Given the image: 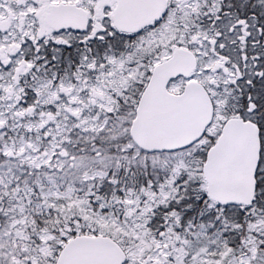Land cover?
I'll return each mask as SVG.
<instances>
[{
	"label": "snow or ice",
	"instance_id": "obj_1",
	"mask_svg": "<svg viewBox=\"0 0 264 264\" xmlns=\"http://www.w3.org/2000/svg\"><path fill=\"white\" fill-rule=\"evenodd\" d=\"M0 264H264V0H0Z\"/></svg>",
	"mask_w": 264,
	"mask_h": 264
}]
</instances>
